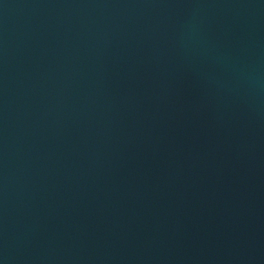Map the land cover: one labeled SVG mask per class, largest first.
Masks as SVG:
<instances>
[{
	"label": "water",
	"instance_id": "1",
	"mask_svg": "<svg viewBox=\"0 0 264 264\" xmlns=\"http://www.w3.org/2000/svg\"><path fill=\"white\" fill-rule=\"evenodd\" d=\"M0 264H264V0H0Z\"/></svg>",
	"mask_w": 264,
	"mask_h": 264
}]
</instances>
